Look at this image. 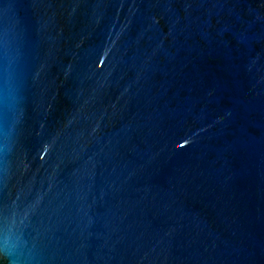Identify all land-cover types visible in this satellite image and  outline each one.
I'll list each match as a JSON object with an SVG mask.
<instances>
[{"label": "water", "instance_id": "obj_1", "mask_svg": "<svg viewBox=\"0 0 264 264\" xmlns=\"http://www.w3.org/2000/svg\"><path fill=\"white\" fill-rule=\"evenodd\" d=\"M0 264H264V0H0Z\"/></svg>", "mask_w": 264, "mask_h": 264}]
</instances>
